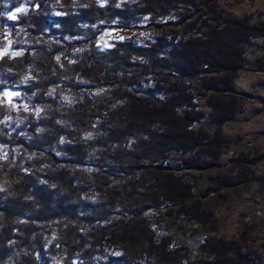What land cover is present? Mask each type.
Segmentation results:
<instances>
[{
  "label": "trees",
  "instance_id": "obj_1",
  "mask_svg": "<svg viewBox=\"0 0 264 264\" xmlns=\"http://www.w3.org/2000/svg\"><path fill=\"white\" fill-rule=\"evenodd\" d=\"M21 1L0 0V35L4 4ZM215 1L30 0L9 23L20 51L0 56V90L15 87L7 94L20 93L28 109L0 103V264H142L165 250L146 217L161 205L150 197L163 176L139 170L215 167L223 135H195L198 121L184 113L207 101L191 97L193 86L205 78L217 90L210 85H224L218 74H204L242 69L252 40L264 38L263 19L230 20ZM192 19L189 44L175 28ZM145 22L161 33L139 42L131 34ZM104 27L130 36L101 51ZM220 93L217 104L234 102L233 85ZM172 123L182 124V135L170 132ZM240 167L217 183L231 186L244 174ZM201 204L183 203L175 215L198 221L210 215ZM111 244L119 256L107 255ZM235 249L210 257L233 264L241 254Z\"/></svg>",
  "mask_w": 264,
  "mask_h": 264
},
{
  "label": "rangeland",
  "instance_id": "obj_2",
  "mask_svg": "<svg viewBox=\"0 0 264 264\" xmlns=\"http://www.w3.org/2000/svg\"><path fill=\"white\" fill-rule=\"evenodd\" d=\"M29 1L12 2L10 8V2L4 4L6 22L3 27L6 31L0 35V40H6V43L4 49L0 51V56L4 54L14 56L16 51H20L13 45L15 36L11 33L13 30L9 23L27 11ZM213 4L219 12L222 11L233 21L251 18L250 22L256 24L258 20H264V0H216ZM58 8L59 5H54L56 15H60ZM193 20H187L181 27L175 28V32L179 33L183 41L194 38L192 31L196 30L187 29V25ZM175 22L178 23L177 20ZM160 33L161 30L156 26L145 22L140 29L133 30L131 35L137 34V40L140 42ZM129 34L130 31L104 27L98 39V49L101 51L109 49L113 42L126 39ZM248 48L244 60L246 65L242 69H237L241 65L235 63L237 59H234L231 66L237 64L234 67L236 72L225 70L215 73L209 71L204 74L206 76L218 74L224 85L213 82L210 86L216 87L217 90H212L209 85L208 87L204 85L205 78H201L202 84L198 86L201 88L193 86L194 91L191 92L193 96H190L207 101L206 105L201 109L184 113L185 117L198 121L194 124L193 131H196L195 135L199 141L211 139L213 133H217V129L221 133L215 135L218 137L217 141L223 135L219 141L222 143L223 154L213 164L215 167L170 170L171 168L165 167L164 163L162 167L152 165L139 170L163 176L162 190L155 191L150 197L161 205L149 208L146 217L165 250L160 248L161 252H157L159 257L146 258L147 262L142 261V264H214L210 254L215 253L219 256L226 249L229 251L231 247H235V250L241 253L236 256L233 264H264V38L253 39ZM230 84L234 86L236 93L228 95L234 102L229 103L223 98L225 101H218L217 104L215 97L223 94L220 93L223 87ZM14 88L0 90V103L15 107L14 109H28L27 102L20 93L7 94L6 90L14 91L16 89ZM236 103L243 107L239 108L241 110L235 114L233 120H228V113L238 108ZM15 123L18 124L19 120H15ZM170 127L171 133L183 134V130H180L182 124L177 128L175 123H172ZM203 149L208 150L205 147ZM170 159L179 160L178 157ZM239 165L244 174L235 180L232 179L231 186L217 183L218 177L232 178L239 170ZM243 166H246L245 169ZM187 189L191 191L192 198L185 199L184 193ZM195 200L202 201L201 207H204V213H209V216L202 215L198 222L183 220L187 217L175 215L183 203L192 205ZM117 247L108 245V248H105L107 255L119 256L120 248Z\"/></svg>",
  "mask_w": 264,
  "mask_h": 264
},
{
  "label": "snow or ice",
  "instance_id": "obj_3",
  "mask_svg": "<svg viewBox=\"0 0 264 264\" xmlns=\"http://www.w3.org/2000/svg\"><path fill=\"white\" fill-rule=\"evenodd\" d=\"M19 11V10H18ZM13 18H14V14H13Z\"/></svg>",
  "mask_w": 264,
  "mask_h": 264
}]
</instances>
